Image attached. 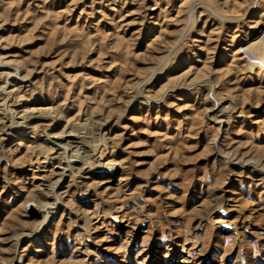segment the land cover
<instances>
[{
    "label": "rangeland",
    "instance_id": "obj_1",
    "mask_svg": "<svg viewBox=\"0 0 264 264\" xmlns=\"http://www.w3.org/2000/svg\"><path fill=\"white\" fill-rule=\"evenodd\" d=\"M22 110L115 181L30 186ZM0 132V264H264V0H0Z\"/></svg>",
    "mask_w": 264,
    "mask_h": 264
},
{
    "label": "bare ground",
    "instance_id": "obj_2",
    "mask_svg": "<svg viewBox=\"0 0 264 264\" xmlns=\"http://www.w3.org/2000/svg\"><path fill=\"white\" fill-rule=\"evenodd\" d=\"M5 91L6 90H4V92ZM3 94L5 95V93H3ZM138 98H140V97H138ZM233 107L234 106L230 107V110H232ZM25 108H26V106H25ZM30 110L29 111H26V110L18 111L17 112L18 115L16 114V116H18L17 119H16V117H14V115H11L13 117L11 119H8L9 124L6 127L7 131H10L12 133H14V132L17 133V131H19V130H21V131L24 130L22 132V133H24V134H22L23 137L29 138L30 140L35 141V142L40 141L39 142L40 144L36 143V145L41 147L40 149H43L39 153V156L41 157L42 161L40 163L38 162V163L30 164L24 168L23 167L21 168V171L28 173L27 178H29L28 180H29L30 186L33 187L34 183L36 181H39L42 183L43 188L53 192L55 188H51L50 184L46 185V183L49 182V181L47 182V180L50 179V176L56 174V175L62 177L68 173L74 174V172H77L78 175H83V177H84V175L88 176L85 178V180H89V178L91 176H99V177L103 176V178H102L103 181H102L101 185H111L115 181V178H116L115 175L116 174L113 171V166H114L113 162H110V161H108V162L107 161L106 162L105 161H103V162L94 161L93 162V161H91V162L84 164L83 162L80 161V156H79L80 150L83 152V154H87V155H89V157L91 159H93L97 155L98 150L103 149L105 144H107V139L103 138V130L102 129L97 131V135H95V136H97V139H96V137H95V139L92 138L94 140H88L85 138L79 139L77 137H71L67 140L64 139V141H62V138H58L54 135L45 134L44 136H41V135L38 136L36 134L37 130L35 131V129L32 130V132L27 131V130H30V129H28L30 126L29 122L31 121V119H33V118H31L32 114L30 112H34V111H30ZM12 112H13V110H12ZM3 133L0 132V138L3 135ZM28 133H29V135H28ZM0 141H2V143H4L3 146L1 147L3 150V151H1L2 154L8 153L10 151L12 153H14L17 151L16 149L20 146V143L18 142L19 139L16 136L10 137L7 134V136L1 138ZM33 148H35V146ZM8 155H10V153ZM4 159L7 160V158H4ZM2 183L6 187V190L10 189V185L8 184L7 181L3 182V180H2ZM52 189H53V191H52ZM59 205L60 204H57V202H56V203H54V206L49 205V206L44 207V208H54V209L60 208ZM29 209L33 212L36 211V209L32 208V206H30ZM80 233H82V232H80ZM81 236H84V233L81 234Z\"/></svg>",
    "mask_w": 264,
    "mask_h": 264
}]
</instances>
